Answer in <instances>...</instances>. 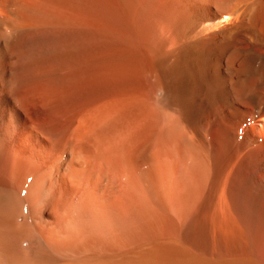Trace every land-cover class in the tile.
Masks as SVG:
<instances>
[{
    "label": "bare ground",
    "instance_id": "obj_1",
    "mask_svg": "<svg viewBox=\"0 0 264 264\" xmlns=\"http://www.w3.org/2000/svg\"><path fill=\"white\" fill-rule=\"evenodd\" d=\"M0 264H264V0H0Z\"/></svg>",
    "mask_w": 264,
    "mask_h": 264
}]
</instances>
